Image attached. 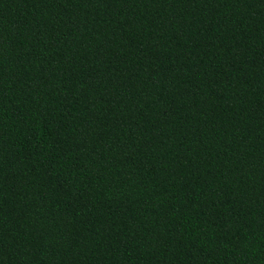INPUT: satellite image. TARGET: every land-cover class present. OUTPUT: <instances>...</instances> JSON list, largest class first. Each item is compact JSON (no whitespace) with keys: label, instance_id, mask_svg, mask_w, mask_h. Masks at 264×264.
<instances>
[{"label":"trees","instance_id":"16d2710c","mask_svg":"<svg viewBox=\"0 0 264 264\" xmlns=\"http://www.w3.org/2000/svg\"><path fill=\"white\" fill-rule=\"evenodd\" d=\"M0 264H264V0H0Z\"/></svg>","mask_w":264,"mask_h":264}]
</instances>
